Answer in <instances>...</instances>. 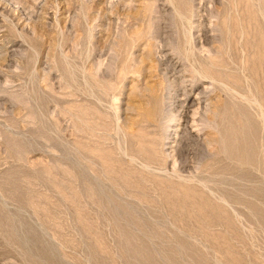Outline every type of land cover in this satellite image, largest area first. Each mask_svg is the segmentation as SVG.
Segmentation results:
<instances>
[{"label":"rangeland","instance_id":"rangeland-1","mask_svg":"<svg viewBox=\"0 0 264 264\" xmlns=\"http://www.w3.org/2000/svg\"><path fill=\"white\" fill-rule=\"evenodd\" d=\"M0 264H264V0H0Z\"/></svg>","mask_w":264,"mask_h":264},{"label":"bare ground","instance_id":"bare-ground-1","mask_svg":"<svg viewBox=\"0 0 264 264\" xmlns=\"http://www.w3.org/2000/svg\"><path fill=\"white\" fill-rule=\"evenodd\" d=\"M220 47V46H219ZM217 64V63H216ZM255 64V63H254ZM207 68V67H206ZM208 69V68H207ZM211 68H209V70H210ZM203 72H205L204 70H202ZM201 71H199V73H200ZM208 73H212L211 71L210 72H208ZM205 74V73H204ZM213 74V73H212ZM211 74V75H212ZM217 75V74H216ZM212 77V76H211ZM234 96V95H233ZM201 101V100H200ZM198 102V101H197ZM193 103V102H192ZM199 103V102H198ZM221 104V103H220ZM193 105H194V103H193ZM199 105V104H198ZM197 105V106H198ZM216 106V105H215ZM156 107V106H155ZM198 107H200V106H198ZM202 107V106H201ZM197 111L199 110V109H197V108H195ZM201 109V108H200ZM177 111V110H176ZM147 112V111H146ZM200 112H201V110H200ZM224 112V111H223ZM230 112V111H229ZM234 112V111H233ZM197 113H199V112H197ZM197 113H194V115L195 114H197ZM172 114V113H171ZM215 115V114H214ZM230 116H231V114H230ZM219 118V117H218ZM156 120V119H155ZM214 120V119H213ZM222 120V119H221ZM224 121V120H223ZM192 122V121H191ZM161 127V126H160ZM239 128V127H238ZM223 131V130H222ZM225 132V131H224ZM221 133H223V132H221ZM234 133V132H233ZM224 134H226V133H224ZM239 135V134H238ZM174 136V135H173ZM224 136H226V135H224ZM204 137V136H203ZM231 136H229V138H230ZM242 137V136H241ZM225 138V137H224ZM239 139V138H238ZM242 139V138H241ZM237 140V139H236ZM202 141V140H201ZM187 144V143H186ZM231 147V146H230ZM206 149V148H205ZM249 150V149H248ZM240 155V154H239Z\"/></svg>","mask_w":264,"mask_h":264}]
</instances>
